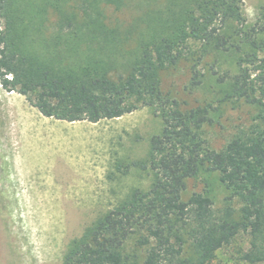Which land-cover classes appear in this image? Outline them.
<instances>
[{
    "label": "trees",
    "instance_id": "1",
    "mask_svg": "<svg viewBox=\"0 0 264 264\" xmlns=\"http://www.w3.org/2000/svg\"><path fill=\"white\" fill-rule=\"evenodd\" d=\"M143 1L132 61L118 69L92 58L61 63L62 50L49 46L58 35L45 33L53 17L72 32L67 46L108 45L119 27L108 10L123 0H0L3 89L57 121L96 124L147 107L162 123L144 160L116 164L123 174L147 172V190H130L100 214L62 264H210L241 233L249 238L242 260L264 264V7L249 22L242 0ZM180 63L189 94L213 80L191 105L163 91V75ZM242 105L255 111L250 123L215 149L206 129Z\"/></svg>",
    "mask_w": 264,
    "mask_h": 264
},
{
    "label": "rangeland",
    "instance_id": "2",
    "mask_svg": "<svg viewBox=\"0 0 264 264\" xmlns=\"http://www.w3.org/2000/svg\"><path fill=\"white\" fill-rule=\"evenodd\" d=\"M123 1L118 12L108 10L111 24H119L116 37L105 38L108 45L77 40L80 47L73 42L71 48L64 42L71 43L72 32L57 27L50 17L52 25L45 34L58 35L60 40L49 46L62 50L61 63L79 65L92 58L110 61L118 69L127 66L143 29L145 5L143 0ZM242 2L246 17L254 22L264 0ZM227 66L223 64L222 69ZM189 78L188 65L180 63L163 75V91L194 104L213 80L206 79L207 88L189 94ZM254 114L253 108L244 105L227 108L220 125L206 129V137L220 149ZM161 129L160 119L147 107L96 124L45 118L24 96L0 85V264H62L70 241L100 214L130 190H147V172L131 168L123 174L116 164L144 160L151 137ZM213 194L215 207L220 208L223 195L216 184ZM248 242L246 234H239L216 251L210 264H246L242 254Z\"/></svg>",
    "mask_w": 264,
    "mask_h": 264
}]
</instances>
